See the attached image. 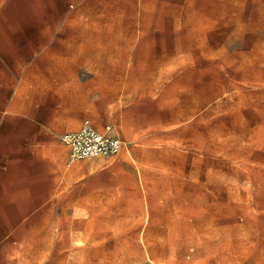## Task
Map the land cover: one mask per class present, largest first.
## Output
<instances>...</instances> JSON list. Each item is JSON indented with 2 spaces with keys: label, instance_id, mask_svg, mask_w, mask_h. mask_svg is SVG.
<instances>
[{
  "label": "rangeland",
  "instance_id": "obj_1",
  "mask_svg": "<svg viewBox=\"0 0 264 264\" xmlns=\"http://www.w3.org/2000/svg\"><path fill=\"white\" fill-rule=\"evenodd\" d=\"M140 2L86 0L85 31L116 3L118 36L69 39L92 48L79 83L23 86L127 142L119 201L141 211L125 214L116 260L102 243L86 264H264V0H159L146 26Z\"/></svg>",
  "mask_w": 264,
  "mask_h": 264
},
{
  "label": "crops",
  "instance_id": "obj_2",
  "mask_svg": "<svg viewBox=\"0 0 264 264\" xmlns=\"http://www.w3.org/2000/svg\"><path fill=\"white\" fill-rule=\"evenodd\" d=\"M158 1L138 3L143 8L138 9L137 20L145 25L148 7L144 5ZM85 2L0 0V264L100 262L102 243L109 245L111 254L113 246L116 260L119 227L134 225V217L125 214L141 211L130 201H119L127 194L119 183L123 174L117 164L126 160L88 158L72 165L75 160H70L61 136L77 129L80 117L75 115L70 122V112L43 108L35 88L23 87L79 83L80 71L86 68L83 53L91 47L69 39L102 28L105 35L118 36L117 4L108 8L103 25L97 23L87 32L81 26L87 19ZM142 31L141 36L157 32ZM135 35L132 29L125 36ZM121 141V148L128 151L127 142ZM76 168L81 171L77 173ZM141 260L158 264L149 254Z\"/></svg>",
  "mask_w": 264,
  "mask_h": 264
},
{
  "label": "built area",
  "instance_id": "obj_3",
  "mask_svg": "<svg viewBox=\"0 0 264 264\" xmlns=\"http://www.w3.org/2000/svg\"><path fill=\"white\" fill-rule=\"evenodd\" d=\"M69 7L74 8V4ZM109 130V125L97 130L89 119H84L77 129L62 134L61 140L68 147L70 160L115 156L123 142L112 136Z\"/></svg>",
  "mask_w": 264,
  "mask_h": 264
}]
</instances>
